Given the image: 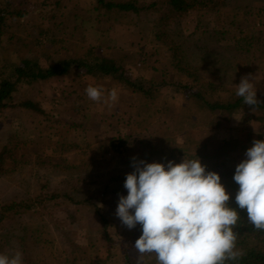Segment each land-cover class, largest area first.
I'll return each instance as SVG.
<instances>
[{
    "label": "rangeland",
    "instance_id": "374dc122",
    "mask_svg": "<svg viewBox=\"0 0 264 264\" xmlns=\"http://www.w3.org/2000/svg\"><path fill=\"white\" fill-rule=\"evenodd\" d=\"M11 1L31 12L23 23L10 19L16 35L31 31L42 37L43 32L46 41L43 48L30 43L23 49L13 46L16 38L8 45L4 42L7 48L0 47V58L5 56V62L17 61L20 55L66 58L87 54L89 47L73 20L74 16L85 18L96 0ZM138 1L153 2L155 7L139 16L109 12L110 21L103 20L98 26L107 29L113 41L106 43L101 40L102 32L91 31V38L100 41L91 55L111 57L125 65L134 79L148 88V94L133 91L111 77L104 83L99 80L101 75H86L76 69L62 78L19 84L9 105L1 109L0 206L11 201L30 204L18 212L0 207L2 254L20 251L23 264H125V241L136 229H127L115 215L119 194L94 202L109 221L106 228L92 205L67 203L64 209L55 201L39 210L31 198L45 191L65 190L64 184L77 178L90 182V193L99 197L112 176L133 169V157L165 166L169 160L180 163L183 158L198 157L207 171L210 159L216 160L228 139H251V144L264 140V135L256 136L262 121L209 111L190 93L200 90L202 83H211L215 90L203 93L214 101L225 90L235 93L241 77L250 74L257 99L264 98V0H216L219 5L211 9L185 13L171 12L167 0ZM163 14L167 15L161 22ZM56 23L64 41L57 37ZM170 45L179 47L191 75L176 69ZM89 85L102 86L105 97L115 88L118 101L110 107L90 100L85 94ZM26 98L38 103L45 113L18 106ZM246 150L237 149L230 155L239 153L246 158ZM137 255L131 254L132 264H136Z\"/></svg>",
    "mask_w": 264,
    "mask_h": 264
},
{
    "label": "clouds",
    "instance_id": "9594fccd",
    "mask_svg": "<svg viewBox=\"0 0 264 264\" xmlns=\"http://www.w3.org/2000/svg\"><path fill=\"white\" fill-rule=\"evenodd\" d=\"M85 94L110 107L118 101L115 88L105 97L102 86L89 85ZM235 95L252 111L261 103L250 74L241 77ZM245 157L233 175L239 185L235 202L254 229L264 230V140H254ZM131 164L127 195H119L115 215L129 230L141 226L133 245L136 264H145V256H154L156 264H226L244 255L234 231L240 216L229 206L230 194L217 172L206 171L198 157L169 160L166 166L133 157ZM0 264H23L22 253L0 254Z\"/></svg>",
    "mask_w": 264,
    "mask_h": 264
},
{
    "label": "trees",
    "instance_id": "16d2710c",
    "mask_svg": "<svg viewBox=\"0 0 264 264\" xmlns=\"http://www.w3.org/2000/svg\"><path fill=\"white\" fill-rule=\"evenodd\" d=\"M221 1V0H219ZM224 0H222L223 2ZM169 4V10L174 13H185L194 9H203V8H212L214 5H219L216 0H167ZM155 7V3L141 4L138 0H96V4L90 10H88V15L85 18H80L74 16L75 29L81 30V39L88 45L89 49L87 54L83 57H72V58H59L58 56L52 57L51 54H43L41 57L39 55H33L28 57L26 55L19 57L17 61L5 62L7 58L3 56L0 58V111L3 108H6L9 104L8 101L12 97V94L18 90L19 84L31 85L39 80L52 78L55 76L68 75L72 71L79 69L83 70V73L86 75H92L97 77V75H108L118 83L127 86L133 91L140 93L148 94L149 90L140 82H137L132 76L129 69L113 59L111 57H106L102 55H91L94 51H97L100 45L99 39L90 36L91 31L102 32L101 39L104 42H112V38L108 36L107 29H100L98 26L103 20L109 22V12L111 11H120V12H131L136 16H139L144 11H149V9ZM210 8V9H211ZM31 12L22 10L17 3H14L11 0H0V47L6 50L7 46L4 44H9L13 38H16V44L13 46L28 47L29 44L37 46L45 40L44 33L42 37L38 35L33 36L31 31H27L25 36L19 37L13 31V24L11 18L19 19L20 23H23V18L29 16ZM167 14H163L160 18L163 22ZM58 16H54V19ZM63 23V22H62ZM33 25V24H32ZM30 25V29L31 26ZM57 30L59 29V24L56 23ZM28 28V29H29ZM62 28L59 29L57 37L60 38V32ZM104 31V32H103ZM74 31L71 32L73 34ZM55 34V33H54ZM70 34V35H71ZM56 35V34H55ZM97 35V34H96ZM28 36V37H27ZM31 36V37H30ZM160 35L158 36V38ZM61 39V38H60ZM62 40V39H61ZM64 41V40H62ZM113 47V46H112ZM172 50L173 59H175L176 69L183 71L184 73L191 75L189 67L190 66L183 58V55L180 53L179 47L175 45H170ZM43 48V47H42ZM13 51L19 52L18 49L13 48ZM46 50V49H45ZM54 53H58L57 50H53ZM196 80H198L196 75H193ZM184 88H188L187 85H181ZM201 89L197 91H190L195 97L200 101V103L209 111H226L232 115L242 114L246 115L249 121L259 120L262 121L260 130L256 133L257 137L264 135V98L258 99L261 103L257 105L254 111L251 110V107L243 103V98L237 97L234 92L225 90V94L219 97V99L214 101H209L205 98L203 90L213 89L215 87L211 83H202ZM223 91V90H221ZM18 106L24 107L33 111L45 113L44 110L40 107L38 103L31 99H25L22 102L18 103ZM263 124V125H262ZM121 140V139H120ZM122 143L125 142L124 139L121 140ZM226 144L223 147V150L220 155H215V159H210V164L207 168V171H215L220 177L223 178V183L226 186L227 192L230 194V200L228 204L230 207L235 208L240 216V220L234 231L238 233V238L236 241L237 248L243 251L244 255L237 261H227L226 264H264V230H256L253 226L248 223L247 212L244 209H239L235 202V195L239 188V185L233 180V175L235 172V167L238 162L245 159L243 155L239 153L234 156L230 153L235 152V150L240 149L246 150L252 146L251 139H246V141H231L228 139ZM0 152L1 154L3 153ZM207 167V166H206ZM211 168V169H210ZM0 164V171H2ZM134 169L122 174H116L112 176L109 181L103 185L100 190V196L97 197L91 192V183L87 182L84 179L77 178L75 181L72 180L69 183L64 184L65 190L60 189L52 192L45 191L41 196L31 198V204L38 206L40 208L49 207L53 205L55 201L60 203L58 207L66 209L64 204H81V205H92L95 207L96 213L101 217L102 221L105 223V228L108 226L109 221L107 220L105 214L102 212V209L94 204L95 200L105 201L106 196L109 194H119L127 195V191L124 187V181L126 174L132 172ZM110 185L112 187L110 188ZM117 201V200H116ZM112 202H115L113 200ZM117 203V202H116ZM29 205L23 204V201H11L5 204H2L0 207L4 211L10 212L13 209L18 212L22 208L26 209ZM3 213H0L2 216ZM136 229L132 233V238L126 240L128 246L125 248L124 261L125 264H132L131 254L137 253L133 247L135 240L141 235L142 229L139 224L134 228ZM106 239L109 240V236L106 231ZM0 254L2 250L0 248ZM149 256H145L146 264H156L155 258L152 260L148 259ZM76 258H74L75 261ZM29 264H34L32 261L28 262Z\"/></svg>",
    "mask_w": 264,
    "mask_h": 264
},
{
    "label": "crops",
    "instance_id": "0c3cea01",
    "mask_svg": "<svg viewBox=\"0 0 264 264\" xmlns=\"http://www.w3.org/2000/svg\"><path fill=\"white\" fill-rule=\"evenodd\" d=\"M66 58H72V57H66ZM58 77H60V76H58ZM108 77L110 78V76H108V75H101L99 80H100V81H104V83H107V82L109 81V80H108V79H109ZM60 78H62V77H60ZM63 79H64V78H63ZM65 79H66V78H65ZM118 89H119V87H118Z\"/></svg>",
    "mask_w": 264,
    "mask_h": 264
}]
</instances>
